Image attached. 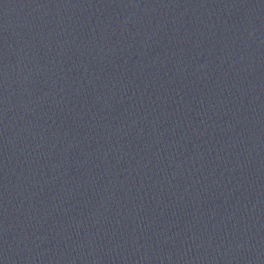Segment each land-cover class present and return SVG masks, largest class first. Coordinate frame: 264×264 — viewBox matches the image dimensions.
<instances>
[{
    "label": "water",
    "instance_id": "1",
    "mask_svg": "<svg viewBox=\"0 0 264 264\" xmlns=\"http://www.w3.org/2000/svg\"><path fill=\"white\" fill-rule=\"evenodd\" d=\"M264 85V0H0V107Z\"/></svg>",
    "mask_w": 264,
    "mask_h": 264
}]
</instances>
